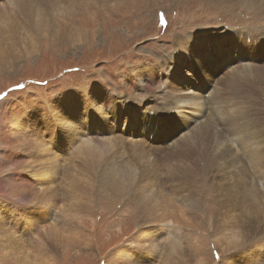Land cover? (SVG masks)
<instances>
[{"label": "rangeland", "instance_id": "rangeland-1", "mask_svg": "<svg viewBox=\"0 0 264 264\" xmlns=\"http://www.w3.org/2000/svg\"><path fill=\"white\" fill-rule=\"evenodd\" d=\"M0 1L1 25L3 20L11 18L13 9H1L9 5V0ZM252 3L253 0H59V6L65 9L62 16L59 14V20L71 27L69 39H66L68 36L65 35V26L63 30L65 33L58 32L55 37H48L46 33V36H30L25 32L24 27L0 28V34L3 33L0 35L1 38L7 35L13 36L11 39L16 43L23 38L21 44L26 43L28 49H26L27 53H21L19 60H3L0 57V224L9 227L8 230L14 233V239L19 237L20 242L22 241L19 252L24 256L28 255L32 260H29V264H129L133 254L138 258L131 264L136 262L137 264H264V191L256 190L259 195H253L261 196L262 199L258 198L260 204L253 203L252 201L255 200L251 192H248L247 184L245 182L242 184L236 174L228 170V183H231V189L225 187L227 191L225 193L227 198L229 196L232 200L230 199L231 204L228 203L227 211L220 209V203L228 202V199L223 198L222 195L223 175L227 169L220 171L221 168H218L219 172L218 169H214L211 172L212 178L209 175L210 178L207 176L197 178L195 189L190 190L193 194L185 190L170 200L158 197L155 194L156 188L152 190L147 187V190H141L142 193L136 188L135 193L126 192L125 200L119 199L115 206L108 202L106 193L102 189L96 191L94 188L86 212L84 208L81 211V207H77L78 212L70 213L72 216L70 220L61 216L63 204H66L72 195L70 189L67 190L69 178L64 176V173L72 172L68 164L73 159H68L69 155L62 151L73 147L72 157L76 160L80 153L87 151L88 148L107 151L114 142L120 143V136H124L125 142L118 151L125 164L121 163V166H116L117 168L132 170L135 167L132 161L138 162L139 158V162L144 165L148 158L145 162L143 149H148V143L154 148L149 152L155 157L158 156L160 153L155 150L160 142L155 140V135L146 137L144 131L140 129L143 124L138 122L135 127L134 124L138 120H145L158 132L153 119H150L154 117L153 112L146 108L148 104L159 103L163 94L172 92L173 89L174 92L182 90L184 99H189L195 94L189 93L190 90H187V85L183 81H193V78L189 79L190 75L187 71L191 62L198 61L208 52L210 48V45L206 44L208 41L222 42L224 36L230 39L237 33L246 37L252 32L247 30L255 29V26H258L257 22L264 26V17L259 19L261 16L256 15ZM36 14L38 15L35 13L30 17L31 20ZM12 20L13 17L11 22H14ZM9 31L13 35L10 36ZM188 35L192 39L191 43L187 47L182 44L177 49V42ZM28 42L35 43L32 49ZM260 42L264 43L261 37ZM253 50L259 53L257 44L253 45ZM184 51L192 53L196 59L189 58L183 53ZM179 55H182L181 59ZM185 55L186 59H184ZM256 64H264V58L253 66L249 64L246 67L264 69L255 66ZM237 66L238 64H233L224 74L222 87L228 93L232 91L240 94L242 98L236 99L240 102H248L250 117L257 115L264 121V107L257 106L254 95L244 93L251 92L248 86L235 85L232 82L233 76L230 72ZM149 70L154 72L150 75L151 80L148 79ZM160 71L163 73L162 76L156 73ZM141 73L144 76L135 77ZM134 77L136 81L132 80ZM145 80L152 87V92L146 96L148 98L146 101L142 100L138 88L140 84L145 83ZM231 83L232 85H229ZM97 89L108 94L109 107L107 100L103 101L101 111L85 115L89 123H85L81 117V129H76L75 124L67 125L70 127L69 135L68 132L56 129L52 139L51 131L55 130L53 125L56 119H50L48 114L54 107V101L58 99L60 101L64 96H75V93L81 91L92 94ZM194 97L198 96L194 95ZM228 98L233 99L229 96ZM116 100L125 102L111 105ZM216 105L219 108L221 102L214 104ZM194 109L198 112L196 108ZM179 110L162 112L160 128L164 126L165 132L161 134L160 129L159 138L166 136V131L171 135L174 133L172 137L171 135L167 137V140L173 143L177 142L175 138L188 134L194 118L186 117L184 120L181 114L182 111L186 115L193 110L187 107ZM144 112H149L152 116L146 117ZM219 112L220 109L217 114ZM180 119L184 120L186 129H189L186 133L180 129L178 124ZM93 124L98 126L93 128ZM250 124L252 123L243 120L240 126L244 127L230 128L228 137L234 140L237 132L245 131L249 134L252 130ZM32 126L35 129L33 134L30 132ZM260 127L264 130V123ZM231 133L236 134L230 135ZM244 136V142L234 148L244 153L238 154L243 162L245 149L249 144V136ZM57 138L60 141L58 145L55 143ZM38 140H41L42 145L47 143L46 152L33 147ZM258 141L260 146V140ZM101 144L102 146L98 147ZM168 147L166 152L171 146ZM48 151L53 156L60 154L61 151L65 157L58 158L60 167L56 170L57 175L45 186L48 187L50 194L57 193L59 196L49 200V204L53 205L50 207L52 209L49 216L36 207L37 198L40 197L37 195L40 193L38 189L44 186L37 184L33 172L34 169H39L36 166L37 162L46 159ZM88 151L80 159L82 163L88 161L91 165L87 166L92 168L94 164ZM91 152L95 153L93 150ZM30 161L34 163V169ZM170 173L174 175L173 170L171 172L167 166H164L155 176L164 179ZM207 173L209 174V170ZM232 174L235 176L233 180L230 178ZM138 175L139 173H135L132 177ZM263 182L264 179L260 182L261 185L263 184L262 188ZM80 192L82 196L83 190ZM186 194L187 196L190 194L189 199ZM133 198L139 200L138 204L137 200L132 202ZM144 202L150 204L157 214L140 211L139 204ZM166 206L168 211L173 212L167 211L169 214L164 212L169 217L160 222L164 214L161 210L166 209ZM53 224L57 226L59 235L55 233L45 235V231ZM181 232L182 234H179ZM87 244L90 245V250L85 247ZM45 245L46 248L49 245L48 252ZM45 252L47 255L44 254ZM16 255L3 254L0 248V264H18Z\"/></svg>", "mask_w": 264, "mask_h": 264}, {"label": "bare ground", "instance_id": "bare-ground-1", "mask_svg": "<svg viewBox=\"0 0 264 264\" xmlns=\"http://www.w3.org/2000/svg\"><path fill=\"white\" fill-rule=\"evenodd\" d=\"M232 1H234V0H232ZM8 4L9 5H6V6L2 7L1 9H3V10H7V9L12 10L13 9V11H12L13 14H12L11 18H8L5 21L3 20V23L0 25V28H6L7 29V28L15 27V26L21 27V28L24 27L25 32L27 34H30V36H32V35H38V36L44 35V36H46V34H48V37H55L58 34V32H60V33L66 32L65 35H67V36L70 33L69 28H71V27L64 24V22L59 20V14H60V16H62L65 13V9L63 10V8H61L59 6L60 5L59 0H9ZM259 4H261V5H259ZM252 6L254 8V12L256 13V15L261 16V17H259V19L264 17V0H253ZM35 13H38V15L36 14V16L31 20L30 17H32ZM12 17H13L12 21H14V22H11ZM29 19H30V21H29ZM257 25L258 26H255L256 28L253 30H247L246 29L247 32L252 31V32H250V34L262 36V34L264 33V26H262V24L258 23V22H257ZM64 26L66 27L65 32L63 31V30H65ZM253 31H258V32H253ZM9 32H7V34ZM2 34H0V35H2ZM11 34L12 33L10 32V36H11ZM59 36H61V35H59ZM12 37L13 36L9 37L8 35L4 36L3 38L0 37L1 38L0 39V57L3 60L4 59H6V60L18 59L19 60L21 57V53H27L28 52V51H26V49H27L26 43L21 44V42L24 41L23 38H21V41L16 43V41L15 42L12 41V40H14V39H11ZM70 37L71 36H68L66 39H69ZM261 38L264 41V37H261ZM32 39L34 40V38H32ZM191 41H192V39L188 35L185 38H183V40L180 39L179 43L177 42L176 47L178 49V47L182 44L185 47H187V45L190 44ZM11 43H14V44L12 45ZM28 43H29V46L31 47V49L35 45V43H33V42H28ZM233 43L234 42L230 41L228 45L233 46ZM16 44H21V45H16ZM262 44L264 45V43H262ZM18 47H20V48L18 49ZM177 49L176 48L174 49L175 52L177 51ZM183 53H185L191 59H194V60L196 59V57L192 53L189 54L187 51H184ZM186 55L184 56V59H186ZM179 58L181 59L182 55H179ZM195 62H197V61H195ZM146 71H148V70H146ZM155 71H156V69H155ZM152 72H153L152 70H149V72H148L149 73V77H148L149 80H151L150 75L154 74V72L153 73ZM230 74L233 76L232 82L235 85H244V86L247 85L248 90L251 92H244V93H246V94L249 93V95L251 93L252 95H254V101L257 104V106H263L264 107V69H259L257 67L256 68L252 67V69H248L246 67V65L240 66V67L237 66V68H235L232 72H230ZM140 76H144L143 73H141L140 75L138 74L135 77L138 78ZM135 77L132 79L133 81H136ZM222 82H223V80H222ZM131 85L133 86V84H131ZM229 85H232V83ZM130 88H132V87L130 86ZM138 88H139V93L141 95L142 100H145V101L148 100V98L146 96L150 95V93L152 92V87L149 85V83H146V80H145V83L143 85L140 84V86ZM236 89H238V88H236ZM181 91L182 90L174 92V89H173L172 92H166V94H163L159 103L155 102L154 105H151L149 103L148 107H146V108H148V110H151L153 112L154 117L150 118L149 116L151 114L149 112H147V113L144 112V115L146 117H149L150 119H153L155 125L158 128V132L155 131L153 129V127L151 126V124H149L145 120H138L134 124V127L138 122H141L143 125L140 126V129H142L144 131L146 137L151 136V135H155V137H154L155 140L157 139L160 143L167 140L168 139L167 137H169L171 135L167 131H166V136L159 138L160 129L162 130V132L165 129L164 126H163V128H160V124L162 121V115H161L162 112L165 110L166 111H171V110L180 111L179 109L182 107H187V108L193 110L194 108H196V106H198L200 103H202L201 97L198 96L197 98H195L194 97L195 94L193 96H191L189 99H184L182 97ZM107 95H108L107 93L101 92V90L97 89L92 94H86L85 92L81 91V92L75 93V96H73V95L64 96V98L60 99V101H59V99L54 101V104H53L54 107L51 108V110L49 111V114H48L49 116H53L56 119V122L53 125L55 130L51 131V137L54 135L56 129H57V131L59 130V131L68 132L67 135H69L70 127H68L67 125L74 126V124H75L76 129H78V130L81 129V117H82L83 121L85 120V123H89V121L87 120L85 115L92 114L93 112L101 111L103 101H106L108 99ZM155 96L158 97V95H155ZM115 97H116V95H115ZM159 97H160V95H159ZM234 97L238 98V99L242 98V96L238 93H234ZM112 98H114V97H112ZM155 99H157V98H155ZM153 101H155V100H153ZM210 101H213V98H210ZM123 102H125V101L116 100V101H114V103H111V105H118L119 103H123ZM149 102H150V100H149ZM241 103H242L241 107L243 108L245 113H247V116L250 117V109L248 106V102L243 101ZM107 104L109 107L108 100H107ZM218 109H220V107L218 108V105H216V106L212 105L210 108V111L207 113V116L209 115V117L206 120H204V121L201 120L203 115H200V118L194 119L193 120L194 123L189 128L190 130L187 129V130H189L188 134H182V136L180 138H178V142H176L172 147H170L171 149L167 152L164 151L161 144H159L155 151L158 154L159 153L160 154L155 157L149 152L150 149L153 150L154 148H153L152 144L148 143L147 144L148 149L144 148L145 146L143 147L144 148L143 149L144 157L142 156L144 158V160L145 159L147 160V158H148V161L146 162V160H145L146 163H144V165L139 162L140 158H139V161H138V159H136V161H138V162L132 161V162H134V165H135V167L132 170H130V169L124 170V169H122V167L117 168V167L121 166V163L125 164V162L122 161L123 159L121 158V156H119V151H118V150H120L118 148L121 146V144H124V142H125L124 136H120L119 137L120 143L114 142V144L111 146V148L108 149L107 151H103L100 149L94 150L92 148H90V149L88 148L87 151L90 150L88 152H89V154H91V158L93 160L92 164H94V165H92V168L90 166H87V165H91L88 161H84L82 163V160L80 159L87 151L81 152L80 155L75 160L74 157H72L73 147L72 148H65L62 151V153H67V155H69L68 159H70V160L72 158L74 159V160L72 159V161H70L68 164V165H70V167H71L70 169L72 172L71 173H68V171L66 173L63 172L64 176H67L69 178L67 180V182H68L67 190L70 189V192L72 193V195H71L70 200L66 204H63V206H62L63 208H61V210L63 211V213H62L63 215H61V216L67 217V220H70L72 218L70 213L71 212L76 213L75 211H77V207H81V211L83 208H84V210L87 209L88 206H90L91 191L94 188H96L95 189L96 191H99V189H102V191L104 193H106V197L108 199V202L109 203L111 202L114 205L118 204L116 202L119 199L123 200L124 198H126V195H125L126 192H134L135 193L136 188H137V190H139V192H141V190H147V187L152 189V190H153V188H156L155 194H157L158 197L160 196L161 199L163 198L165 200L166 199L170 200V198H174V196H176L179 193H182L185 190H187L186 191L187 193H191L190 192L191 188L195 189L197 178H202V176H207V178H210L211 176H213V174H211V172L214 169H218V168H221L220 171L227 169V171L225 173L223 172L224 173V175H223L224 187H223V194L222 195H223V198L228 199V202L224 201L223 204L220 203V209H225L227 211L228 203L230 202V199H231L229 196L227 198V194L225 193L226 188L231 189V183H228V170L230 172L232 171L233 173H235L236 176L238 177V181H240L242 184L244 182L247 184V187L249 189L248 192L249 193L251 192L250 194L254 198L255 202L252 200L251 201L253 203L260 204L258 198L262 199V197L261 196H255V195H259L256 192V190L261 189L264 191V187L262 188L263 184L261 185V183H260L264 179V130L260 127V125H262L264 123V121H262L263 118L261 119L257 115L250 117L251 119L250 118L249 119L252 123V124H250L252 127V130L249 134H247L245 131H243L244 135L249 136V141H248L249 144H248V148L245 149L246 154L244 157L245 160L243 162V160L238 155V151L234 149L235 148L234 147V140L231 139V137H228V130L230 128L234 129L237 127L238 128L242 127V125L240 126V124L242 123V121L244 119L242 117H239V116H231V118H230V120L226 126L227 131L222 132V131L218 130V128L215 126V121H216L215 117L218 116V114H217ZM132 110H134V108H132ZM194 110H193V112H195ZM203 112L206 113L205 110H203ZM260 113H262V112H260ZM157 116H160V117H157ZM211 120H213V122ZM203 122H205V123H203ZM97 126H98L97 124H93V128H95ZM244 126H245V124H244ZM58 127H60V129ZM83 127H84V125H83ZM256 128L258 129V134H256L258 136H257V138H254L253 132ZM30 130H31L30 132H32V134H33V132L35 133V129H33V126H32V129H30ZM247 130H248V127H247ZM234 131L236 132L237 130H234ZM61 134L62 133H60V135ZM234 134H236V133H231L230 135H234ZM40 139H42V138H40ZM52 139H53V137H52ZM78 139L80 140L81 138L79 137ZM151 139H153V138H151ZM257 139L260 140V146H259V141ZM40 142H41V140L35 141L36 146H33V147L38 148V149H43V151L46 152V150L48 149L46 147L47 143L42 145L43 143L42 142L40 143ZM58 142L60 143L59 138H57V140L55 141L56 145H58ZM142 145H144V144H142ZM101 146H102V144L99 145L98 147H101ZM27 147L30 148V146L28 144H27ZM122 147H123V145L121 146V148ZM124 147L126 149V146H124ZM237 147H239V146H237ZM35 148H34V150H35ZM114 148H115V150H114ZM26 150H27V148H26ZM50 150H52V149H50ZM92 150L95 151V153L91 152ZM128 150H130V148ZM38 152H40V151H38ZM29 153L30 152L28 151V154ZM62 153L60 151V154L53 156V154L49 153V151H48L46 159L43 158L37 162L38 164L36 166L39 167V169H34L33 168L34 163H32L30 161V164L32 165L31 167H32V169H34L33 172L36 175L35 177L37 178L36 179L38 182L37 184L44 186V187H39V189H38L40 191V193L37 195H39L40 197L37 196L38 197L37 198L38 206L36 205V207L39 208L42 212H44V214H47L48 216L51 213L50 209H52L50 207L53 206L52 204L51 205L49 204L50 203L49 200L55 199L54 197L57 198L59 196L57 193L50 194L51 192L48 190V187L45 188V186L49 182H52L55 179V176L57 175L56 170H58L59 169L58 167H60V161L58 158L59 157H61V159L65 158L64 154H62ZM122 153H123V151H122ZM128 153H129V151H128ZM135 155H136V153H135ZM65 156H66V154H65ZM123 156H124V154H123ZM30 158H32V157H30ZM129 158H128V161H130ZM112 160H114V161L111 162ZM78 163H79V165H78ZM136 163L138 165H136ZM130 165H132V164H130ZM126 166H127V164H126ZM164 166H167L171 172L173 170L174 175L172 176L170 173L169 175H166V177L164 179L156 177L155 176V175H157L156 172L158 170L163 169ZM37 167H35V168H37ZM213 167H216V168H213ZM124 168H127V167L124 166ZM32 169H31V171H32ZM207 170H209V174L207 173ZM218 172H219V169H218ZM135 173H139V175L137 177H132V175ZM208 175L210 177H208ZM254 175H255V177H254ZM173 177H174V179H172ZM230 178L233 180V178H235V176L232 174L230 176ZM225 179H227L226 183H225ZM260 179H261V181H260ZM188 184L192 185V186L186 187L185 185H188ZM77 188H79V189H77ZM67 190H65V191H67ZM81 190H83L82 196H80ZM150 192H151V190H150ZM191 194H193V193H191ZM253 194H255V195H253ZM263 194H264V192H263ZM186 196H187V194H186ZM190 197H192V196H190ZM187 199H189V197ZM135 200H137L136 203L138 204L139 200L136 198H133L132 202ZM35 201H36V199H35ZM174 202H176V201H174ZM230 204H231V202H230ZM157 205H158V203H157ZM216 205H217V203H216ZM139 209H140V211H147L150 214H152L153 212H155L157 214L156 211L152 210L151 205L146 203V202H144L143 204H139ZM253 209H254V207H253ZM256 209H257V206H256ZM167 211H168L167 206H166V209L161 210V212H163V213L164 212L166 213ZM170 211H172V210H170ZM170 211H168V212H170ZM85 212H86V210H85ZM165 213L162 214L163 219L160 222L165 220L164 218L169 217V215H168L169 213L168 214H165ZM254 217H256V216H254ZM257 217H259V214ZM27 218H29V217L27 216ZM55 224H53V226L50 225V229L45 231L46 232L45 235H47V233H50V234L55 233V234L59 235L57 226ZM161 225H163V224H161ZM151 226H153V225H151ZM161 227L163 228L164 226H161ZM8 229H9V227H6L5 224H3V225L0 224V248L3 252V254H8V255L10 253L11 254H17L15 259L19 260L18 264H29V260L30 261H32V260L28 257V255L24 256L23 254H21L22 252L21 253L19 252L20 248H22V246H21L22 241L20 242L19 237L18 238L15 237V239H14L13 238L14 233H12ZM153 229L154 228H152V230ZM177 229H180V228L177 227ZM165 230H169V229L166 228ZM167 233H168V231H167ZM179 234H182V232ZM152 238H150L151 241H152ZM182 238H183V236H182ZM144 240H146V239L144 238ZM235 242H236V244H238L237 240H235ZM149 243H150V241H149ZM53 246H55V245L53 244ZM89 246H90L89 244H87L85 246L87 248V250H90ZM142 246H144V245H142ZM147 246H148V244H147ZM45 248H46V245H45ZM234 248H236V247H234ZM46 250L48 252L49 245H48V248H46ZM13 251L16 253H14ZM18 252H19V254H18ZM47 252H45L44 254L47 255ZM43 256H45V255H42V257ZM139 256H141V255H139ZM258 257H260V256H258ZM137 258L138 257H136L135 254H133V258L130 259L129 264H131L133 262L135 263ZM42 261H43V258H42ZM43 263H45V261H43ZM253 263H255V262H253ZM136 264H137V262H136ZM225 264H231V263H225Z\"/></svg>", "mask_w": 264, "mask_h": 264}, {"label": "snow or ice", "instance_id": "snow-or-ice-1", "mask_svg": "<svg viewBox=\"0 0 264 264\" xmlns=\"http://www.w3.org/2000/svg\"><path fill=\"white\" fill-rule=\"evenodd\" d=\"M49 118H50V119H55V117H53V116H50Z\"/></svg>", "mask_w": 264, "mask_h": 264}]
</instances>
